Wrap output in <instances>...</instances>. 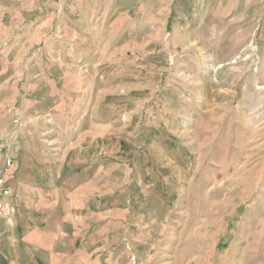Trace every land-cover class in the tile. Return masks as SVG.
Instances as JSON below:
<instances>
[{
	"label": "rangeland",
	"instance_id": "374dc122",
	"mask_svg": "<svg viewBox=\"0 0 264 264\" xmlns=\"http://www.w3.org/2000/svg\"><path fill=\"white\" fill-rule=\"evenodd\" d=\"M9 156L3 218L91 192L110 264H264V0H0Z\"/></svg>",
	"mask_w": 264,
	"mask_h": 264
},
{
	"label": "crops",
	"instance_id": "0c3cea01",
	"mask_svg": "<svg viewBox=\"0 0 264 264\" xmlns=\"http://www.w3.org/2000/svg\"><path fill=\"white\" fill-rule=\"evenodd\" d=\"M66 166L64 164L62 171L69 174V167ZM74 188L69 186L67 189ZM48 189L58 198L67 196L62 191L66 188L60 183L54 188L48 186ZM56 199H48L46 202L43 198L41 204L46 208L41 213L45 212L44 215L33 213L23 220L0 218V264L111 263V259L107 258L110 246L107 243L106 215L103 213L97 218L105 220V226L102 224L101 228L94 230L96 217L91 209L94 205L91 192L80 201L70 197L62 208L60 205L56 208ZM30 206L33 205H25L26 208ZM19 223L22 225L21 231L15 232L14 226Z\"/></svg>",
	"mask_w": 264,
	"mask_h": 264
},
{
	"label": "built area",
	"instance_id": "2783aa9c",
	"mask_svg": "<svg viewBox=\"0 0 264 264\" xmlns=\"http://www.w3.org/2000/svg\"><path fill=\"white\" fill-rule=\"evenodd\" d=\"M18 124V120L15 121ZM14 157L9 156L4 165L0 167V218H3L9 207V200L12 195V190L9 185L10 173L9 170L12 167Z\"/></svg>",
	"mask_w": 264,
	"mask_h": 264
}]
</instances>
